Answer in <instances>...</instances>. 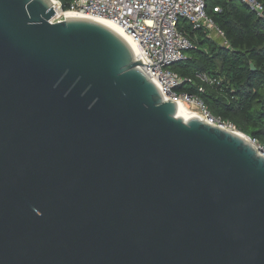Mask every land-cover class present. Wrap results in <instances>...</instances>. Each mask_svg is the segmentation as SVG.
<instances>
[{
	"label": "water",
	"instance_id": "obj_1",
	"mask_svg": "<svg viewBox=\"0 0 264 264\" xmlns=\"http://www.w3.org/2000/svg\"><path fill=\"white\" fill-rule=\"evenodd\" d=\"M54 15L0 0V264H264V150Z\"/></svg>",
	"mask_w": 264,
	"mask_h": 264
},
{
	"label": "built area",
	"instance_id": "obj_2",
	"mask_svg": "<svg viewBox=\"0 0 264 264\" xmlns=\"http://www.w3.org/2000/svg\"><path fill=\"white\" fill-rule=\"evenodd\" d=\"M51 1L55 11L51 22L62 21L68 13H75L102 16L119 23L138 43L139 50L134 58L142 60L139 68L156 84L164 100L184 104L209 123L242 133L231 120L212 115L197 93L178 90L183 84H193L194 80L207 85L218 84L216 77L199 70L192 75H181L170 68L174 63L185 61L187 51L195 47L193 40L180 28L181 22L194 29L202 28L209 34L214 32L223 45H228L223 31L206 13V0H67L66 9L62 8V0ZM239 1L264 20L261 1ZM203 90V86H198V92ZM253 142L264 150L256 140Z\"/></svg>",
	"mask_w": 264,
	"mask_h": 264
},
{
	"label": "trees",
	"instance_id": "obj_3",
	"mask_svg": "<svg viewBox=\"0 0 264 264\" xmlns=\"http://www.w3.org/2000/svg\"><path fill=\"white\" fill-rule=\"evenodd\" d=\"M259 1L264 5V0ZM67 7V0H62V8ZM206 13L223 31L228 45L220 37L217 43L202 28L181 22L180 28L195 47L187 51L185 61L170 68L181 75L203 71L219 82L207 85L194 80L178 90L197 93L212 115L231 120L264 148V20L239 0H206ZM198 86H203V92H198Z\"/></svg>",
	"mask_w": 264,
	"mask_h": 264
},
{
	"label": "bare ground",
	"instance_id": "obj_4",
	"mask_svg": "<svg viewBox=\"0 0 264 264\" xmlns=\"http://www.w3.org/2000/svg\"><path fill=\"white\" fill-rule=\"evenodd\" d=\"M67 17H86V18H90L92 20H95V21L105 25L106 27H108L112 31L119 34L127 42L129 47L133 51V55H136L138 53V50H139L138 43L134 39H132L131 36L127 33V31L116 21H114L110 18L97 16V15H89V14L88 15H80V14H75V13H68ZM176 114H177V116L182 117L184 120H188L192 117L203 119L200 115H197L196 113L191 111L189 108H187V106H185L184 104H181V103H177Z\"/></svg>",
	"mask_w": 264,
	"mask_h": 264
},
{
	"label": "rangeland",
	"instance_id": "obj_5",
	"mask_svg": "<svg viewBox=\"0 0 264 264\" xmlns=\"http://www.w3.org/2000/svg\"><path fill=\"white\" fill-rule=\"evenodd\" d=\"M210 37L214 40V41H216L217 43H220L221 42V40H220V38L214 33V32H211L210 33ZM244 134V133H243ZM245 135V134H244ZM246 136V135H245ZM258 143V142H257ZM258 145V144H257Z\"/></svg>",
	"mask_w": 264,
	"mask_h": 264
}]
</instances>
